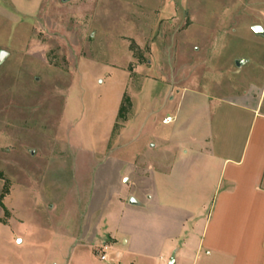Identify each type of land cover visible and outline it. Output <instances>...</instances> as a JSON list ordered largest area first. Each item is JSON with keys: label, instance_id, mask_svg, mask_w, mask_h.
<instances>
[{"label": "rangeland", "instance_id": "374dc122", "mask_svg": "<svg viewBox=\"0 0 264 264\" xmlns=\"http://www.w3.org/2000/svg\"><path fill=\"white\" fill-rule=\"evenodd\" d=\"M255 25L264 0H0V264H73L101 162L264 102Z\"/></svg>", "mask_w": 264, "mask_h": 264}, {"label": "crops", "instance_id": "0c3cea01", "mask_svg": "<svg viewBox=\"0 0 264 264\" xmlns=\"http://www.w3.org/2000/svg\"><path fill=\"white\" fill-rule=\"evenodd\" d=\"M206 98L207 125L153 146L165 155L100 163L73 264H264L262 95L218 99L213 111Z\"/></svg>", "mask_w": 264, "mask_h": 264}, {"label": "water", "instance_id": "95a60500", "mask_svg": "<svg viewBox=\"0 0 264 264\" xmlns=\"http://www.w3.org/2000/svg\"><path fill=\"white\" fill-rule=\"evenodd\" d=\"M64 2H67L69 0H63ZM253 31L257 34H262L264 32L263 28L259 25L253 26ZM10 53L7 50H1L0 51V65L9 57ZM242 64V60H237L236 65L240 66ZM131 203H136V200L134 198L131 199ZM174 261L171 260L169 264H173Z\"/></svg>", "mask_w": 264, "mask_h": 264}, {"label": "built area", "instance_id": "2783aa9c", "mask_svg": "<svg viewBox=\"0 0 264 264\" xmlns=\"http://www.w3.org/2000/svg\"><path fill=\"white\" fill-rule=\"evenodd\" d=\"M173 121V118L171 116H167L166 118H164V123L169 124ZM106 250L107 247L104 246L103 250L101 252H99V255L101 257L102 260L106 259Z\"/></svg>", "mask_w": 264, "mask_h": 264}]
</instances>
